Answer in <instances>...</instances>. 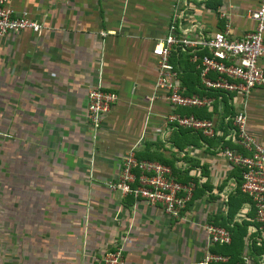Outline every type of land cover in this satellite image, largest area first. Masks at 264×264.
<instances>
[{"label":"crops","instance_id":"0c3cea01","mask_svg":"<svg viewBox=\"0 0 264 264\" xmlns=\"http://www.w3.org/2000/svg\"><path fill=\"white\" fill-rule=\"evenodd\" d=\"M258 1L10 0L42 30L0 39V264H100L118 245L123 264H198L207 254L264 264V232L237 196L238 169L222 155L237 150L225 138L228 117L240 110L264 149V92L207 94L190 84L182 55L185 92L211 96L213 114L175 112L212 119L217 134L175 128L161 97L146 100L155 81L150 51L173 18L191 37L227 30L237 39L253 28L246 12ZM258 64L264 72V60ZM97 86L118 100L94 130L86 93ZM130 149L168 166L178 182L195 183L179 220L108 191ZM208 224L230 231V244L210 246Z\"/></svg>","mask_w":264,"mask_h":264},{"label":"built area","instance_id":"2783aa9c","mask_svg":"<svg viewBox=\"0 0 264 264\" xmlns=\"http://www.w3.org/2000/svg\"><path fill=\"white\" fill-rule=\"evenodd\" d=\"M253 28L240 38H230L228 31L214 32L210 36L197 33L194 37L179 29L173 18L165 36L154 42L150 51L154 59L155 81L153 95L146 99L161 97L173 111L166 115L167 123L212 138L217 134L212 119H198L192 114L180 115L183 109H205L211 112L214 99L211 96L186 93L181 84L178 63L181 56L191 67L198 86L207 94L220 97L229 94L246 97L255 90L264 92V72L258 62L264 60V0H259L254 9L246 12ZM226 28V27H225ZM42 25L36 20L17 14L10 0H0V39L22 32L38 34ZM101 37L105 34L99 33ZM174 54L173 61L171 56ZM216 97V98H217ZM116 94L91 88L86 93V121L97 130L102 118L117 102ZM227 121L229 133L226 140L237 150H222L225 161L239 171L236 190L245 198L252 211V222L258 232H264V149L246 130L243 110L234 112ZM110 193L130 197L148 206H157L163 214L179 220L192 199L195 183L188 179L178 182L168 166L158 162L138 160L134 149L122 158L116 178L106 184ZM203 230L210 246L228 245L229 231L211 224ZM229 259L216 254H207L198 264H228ZM100 264H123V249L120 245L106 250ZM234 264H250L240 258Z\"/></svg>","mask_w":264,"mask_h":264},{"label":"trees","instance_id":"16d2710c","mask_svg":"<svg viewBox=\"0 0 264 264\" xmlns=\"http://www.w3.org/2000/svg\"><path fill=\"white\" fill-rule=\"evenodd\" d=\"M173 59H174V54H172V56H171V60L173 61ZM178 66H180V63H178ZM182 72H184V70H182ZM183 74H185V72L183 73ZM195 83H197V80L195 79V77H194V79H193V81H191L190 82V84H192L193 86H195ZM198 86V85H197ZM183 110H192V109H183ZM188 114H192L193 116H196V118H198V119H208V117L207 118H205V117H202V116H200V115H195V114H193V112L192 113H185L184 115H188ZM236 193H237V196H239L242 200H245V198L238 192V191H236ZM246 201V200H245ZM229 233H230V231H229ZM232 234L230 233V236H231ZM231 241V240H230ZM230 244V243H229ZM228 246V245H227ZM221 247H224V246H221ZM228 259H229V263L228 264H234L235 262H237L238 260H239V258H238V256H236V255H234V256H228Z\"/></svg>","mask_w":264,"mask_h":264}]
</instances>
